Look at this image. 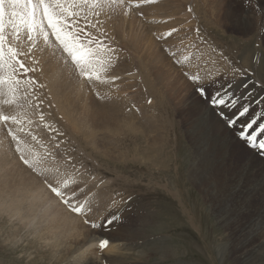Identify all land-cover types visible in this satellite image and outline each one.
Segmentation results:
<instances>
[{"label":"rangeland","instance_id":"374dc122","mask_svg":"<svg viewBox=\"0 0 264 264\" xmlns=\"http://www.w3.org/2000/svg\"><path fill=\"white\" fill-rule=\"evenodd\" d=\"M24 1L0 2V264H82L84 236L110 240L109 225L99 226L113 218L109 213L133 236L122 241L128 242L121 261L109 260L94 244L96 264H243L219 211L227 197L235 210L247 197L238 200L229 188L208 194L206 175L195 180L192 174L202 159L198 142L215 136L207 115L192 125L182 105L187 92L211 105L173 72L177 79L168 78L179 84V99L187 98L176 103L162 86L161 72L187 71L188 63L173 57L192 54L198 43H214L219 59L213 63L211 56L206 63L223 68L217 72L231 81L246 80L255 99H264V0ZM223 3L246 19L247 32L224 21ZM208 5L216 7L214 15ZM77 52L85 56L74 59ZM249 107L246 118L260 111L253 119L264 124V104L253 101ZM263 136L254 146L243 141L245 149L264 156ZM235 149L229 168L213 169L217 181L247 157L242 146ZM263 196L260 207L246 204L247 212L256 213L245 212L241 220L252 243V264H264L258 234L264 229L255 221L264 217ZM56 204L84 228L72 235L48 223Z\"/></svg>","mask_w":264,"mask_h":264},{"label":"bare ground","instance_id":"6f19581e","mask_svg":"<svg viewBox=\"0 0 264 264\" xmlns=\"http://www.w3.org/2000/svg\"><path fill=\"white\" fill-rule=\"evenodd\" d=\"M33 1V0H32ZM36 1V0H35ZM46 1V0H45ZM119 1H124L126 2L125 0H119ZM130 1V0H129ZM140 1V0H138ZM34 2V1H33ZM40 2V1H39ZM132 2V1H131ZM36 3V2H35ZM66 4V3H65ZM201 4V3H200ZM211 4V3H210ZM218 4V2H217ZM14 5V4H13ZM203 5V4H202ZM222 5H220L219 7H221ZM35 8V7H33ZM205 8V7H204ZM222 8V9H221ZM220 9L222 10V12H224V14L226 15V19L224 20L225 22L227 23H230L231 25H235V28L237 27V29L243 31V32H247L248 29H249V26H248V22L246 21L245 18H243L240 14H237L236 13V10L231 8L228 4H224L223 3V7H221ZM263 8V7H262ZM8 10H10V12H12L11 10H14L13 7H8ZM19 10V9H18ZM108 10V9H107ZM197 9H195L196 11ZM204 10V9H203ZM209 10V13L211 14L212 12L215 13V10H216V7L214 6H211V5H208V9ZM16 11V10H15ZM14 11V12H15ZM34 11V10H33ZM36 11V10H35ZM91 11V10H90ZM155 13V12H154ZM212 13V14H213ZM15 14V13H13ZM222 14V13H221ZM214 15V14H213ZM219 15V14H218ZM12 17V16H10ZM103 17V16H102ZM212 17V16H211ZM214 17V16H213ZM220 17V16H218ZM18 18V17H17ZM98 19V18H97ZM215 19V18H214ZM95 22V21H94ZM19 24V23H18ZM107 25V24H106ZM5 29V28H4ZM88 29V28H87ZM206 31V30H205ZM93 32V31H92ZM197 32V31H196ZM187 34V33H186ZM193 34V33H192ZM205 34V33H204ZM194 35V34H193ZM202 36V34H200ZM14 36V35H13ZM197 36V35H196ZM199 36V35H198ZM199 36V37H201ZM204 36V35H203ZM16 37V36H15ZM198 37V38H199ZM21 39V38H20ZM202 39V38H201ZM210 39V38H208ZM194 40V39H193ZM199 41V40H198ZM205 41V40H204ZM196 42V41H195ZM212 42V41H211ZM211 42H208L211 44ZM202 43V42H201ZM207 43V42H206ZM207 43V44H208ZM177 45V43L175 44V46ZM179 45V44H178ZM181 45V44H180ZM187 45H189V42L187 43ZM187 45L185 46L187 48ZM195 45V43L193 44V46ZM201 45V46H200ZM199 43L193 47V52L192 54H189L190 57L188 58V54H185L181 56H177L175 55V57H173V60L175 62H181L183 61V63H188L185 64L186 66H183V67H188L187 68V71H179V69L177 70L176 67H170L167 68L166 72H163L162 70H157L156 74H159L161 71V73H163L162 75H164V78H165V82L164 84L162 85L163 88L166 90V92H168L169 90H171V94H175V100H176V103H182L183 101L187 100L183 98H180L179 99V93L177 92H180L181 88H176V87H179L177 83H174V81L171 82L172 79H177V75H175V73L173 72H177L178 74H181V77H182V74L185 76V74L188 76L189 74H194V75H199L201 77H206V74L209 70H211L214 74L217 72V70L221 71L223 70V68L219 67V66H216L215 64V67L214 68L213 64L211 65L210 63H206L207 61L206 60H210L211 56H214L213 59V63H214V60L216 59H219V56L215 53L216 51V48L214 46V43H212L210 45V47H206V48H202V44ZM180 47V46H178ZM181 47H184V45H182ZM191 47V45L189 46ZM23 48V47H22ZM25 48V47H24ZM159 48V47H158ZM176 48V47H174ZM192 48V47H191ZM201 48V49H200ZM170 48H168L169 50ZM173 49V47L171 48V50ZM180 49V48H179ZM209 49V52L208 53L209 55L207 56L206 53L203 52V50H207ZM221 49V48H220ZM159 50V49H158ZM167 50V49H166ZM167 50V52H168ZM178 50V49H177ZM181 50V49H180ZM185 50V49H184ZM201 50V51H200ZM47 51V50H46ZM173 51V50H172ZM175 51V50H174ZM179 51V50H178ZM221 51V50H220ZM33 52V51H32ZM50 52V50L48 51ZM162 52V51H161ZM172 53V52H171ZM223 51L221 52V56L222 57L223 55H225ZM24 54V53H23ZM51 54V53H50ZM184 54V52H183ZM150 55V54H149ZM173 55V54H172ZM220 55V54H219ZM41 56V55H40ZM162 56V55H161ZM53 57V55H52ZM153 57V56H152ZM24 58V57H23ZM58 58V56L56 57ZM187 58V59H186ZM29 59V58H28ZM181 59V61H180ZM226 59V58H225ZM58 60V59H57ZM222 60V59H221ZM224 60V59H223ZM222 60V61H223ZM157 61V60H156ZM161 61V60H160ZM212 60H210L211 62ZM61 62V61H60ZM168 62V61H167ZM166 62V63H167ZM217 62V61H216ZM59 63V62H58ZM151 63V62H150ZM157 63V62H156ZM155 63V64H156ZM171 63V62H170ZM169 63V64H170ZM158 64V63H157ZM27 65V64H26ZM57 65V64H56ZM154 65V64H153ZM165 65V64H164ZM182 65V64H180ZM29 66V65H28ZM167 66V65H165ZM173 66V65H171ZM176 66V65H175ZM155 67V66H154ZM218 67V68H217ZM223 67V66H222ZM244 67V66H243ZM153 69V67H152ZM172 69V71H171ZM213 69H215L213 71ZM155 70V69H154ZM186 70V69H185ZM146 71L148 72H151L150 69H146ZM153 71V70H152ZM159 71V72H158ZM189 71V72H188ZM185 73V74H184ZM224 73V72H223ZM234 73V72H233ZM36 74V73H35ZM226 74V73H225ZM230 74V73H229ZM161 75V74H160ZM228 75V74H227ZM236 75V74H235ZM152 76V75H151ZM37 77V76H36ZM172 79H170V78ZM231 77V76H230ZM159 78V77H158ZM238 78V77H237ZM243 78V76H242ZM246 78V77H245ZM160 79V78H159ZM167 79V80H166ZM224 79H229L228 77H226V75H224ZM237 80V79H236ZM232 81H234V79H232ZM241 80H237V81H234L232 82L234 85H239ZM153 85V84H152ZM210 86V85H208ZM255 86V85H254ZM256 87V86H255ZM158 88V87H157ZM185 89V88H184ZM259 89V87L257 88ZM256 89V90H257ZM262 89V88H261ZM249 90H251L249 88ZM4 91V90H3ZM239 91L242 92V88H240L239 90H237V94H239ZM264 91V90H263ZM7 92V91H6ZM181 93V92H180ZM188 95H189V100L185 101L184 104L182 105V111L185 112V114L188 116L189 119H191V124L193 125L194 122L196 123L195 120H200L198 117H202V115H207L208 119L210 120L211 124L213 125V133L212 135L215 136V138H213V136L211 137L212 138V141L209 143L208 141L203 142H198L199 144L202 145V150H201V153H202V159H200L198 161V164H197V167L195 170L192 171V174L197 177L195 180H197L199 178L200 175L202 174H205L206 175V179H207V182H208V190L206 191L208 194H210V191H215V192H218L220 190H224L227 191V188H229V192H230V195L231 194H234L235 197L238 196V200L242 199L243 197H247V201H246V204L248 203V205H259L262 203V200L261 202H259V197L260 195L263 196L264 194V156H260L258 152H254L253 150H246L244 145H245V142L241 141L240 139H238V137L233 134V131L226 127L225 125V122L224 125L222 123L223 120H221L219 118V116L215 113L214 109L210 106V107H205L202 103V101L200 100V98L197 96V95H191L189 94V92H187ZM186 93V94H187ZM255 93V92H254ZM258 93V92H256ZM264 93V92H263ZM161 94V93H160ZM261 95V94H260ZM5 96V95H4ZM256 96V95H255ZM1 100V99H0ZM161 101V100H160ZM185 106V108H184ZM167 108V107H166ZM259 110V109H258ZM260 112V111H257V113ZM208 113L210 114L208 116ZM257 113H253L254 116L256 115H259ZM69 114V113H68ZM251 115V114H250ZM263 115V114H262ZM254 116H249V120L250 121H256V124L254 125V129H258L259 128V125L261 124L260 122L257 123L258 121L253 119ZM206 117V118H207ZM157 118V117H156ZM46 120V118H45ZM25 122V121H24ZM32 122V121H31ZM200 123V122H199ZM209 123V122H208ZM2 124V123H1ZM55 124V123H54ZM32 125V124H31ZM210 126V125H209ZM139 127V126H138ZM200 127V126H198ZM212 127V126H211ZM23 128V127H22ZM147 128L148 129H151V127H149L147 125ZM155 128V127H154ZM143 129V128H141ZM152 130V129H151ZM202 130V129H201ZM143 131V130H142ZM20 132V131H19ZM29 132V131H28ZM34 134V133H33ZM195 134V133H194ZM191 135L192 137L193 134L191 132ZM199 135V134H198ZM203 135V133H202ZM205 135V134H204ZM259 133H258V137H259ZM168 136V135H167ZM264 137V136H263ZM262 137V138H263ZM31 138V137H30ZM198 138V137H197ZM202 138V136H201ZM34 139V137H33ZM66 139V138H65ZM206 139V138H205ZM209 139V138H208ZM227 139L228 142L226 141ZM24 140V139H23ZM28 140V139H27ZM198 140V139H196ZM20 142V141H19ZM197 143V141H195ZM73 143V142H72ZM162 143V142H161ZM258 143V142H257ZM22 144V143H21ZM161 145V144H160ZM235 146H242L243 149L248 153L246 154L247 157L245 159H242L240 161H238V167L236 168L237 170H234V171H229V173L227 174H224V177L222 178V180H219L217 181L214 177L215 174H213V169H224L225 167H228L230 166V163L232 162V157H234L235 155H237V152H236V149H235ZM148 147V146H147ZM29 148V147H28ZM163 148V147H162ZM198 148V147H197ZM32 149V148H31ZM213 149L217 150V152H219L221 154L220 157H217L215 158L216 154L213 153ZM250 149V148H249ZM35 150V149H34ZM150 150V149H148ZM214 150V151H215ZM223 150L225 151V153H222ZM262 150V149H261ZM36 151V150H35ZM198 151V150H197ZM210 152H211V156H210ZM262 152V151H261ZM244 151H242V155H243ZM219 155V154H218ZM18 157V156H17ZM213 157V158H212ZM239 157V156H238ZM26 158V157H25ZM241 158V157H240ZM6 159V158H5ZM36 159V158H35ZM8 161V160H7ZM5 162V161H4ZM156 162V161H155ZM7 163V162H6ZM2 164V163H1ZM4 164V163H3ZM32 164V163H31ZM38 164V163H37ZM153 165V164H152ZM15 166V165H14ZM23 166V165H22ZM196 166V165H195ZM193 169V168H192ZM229 170V169H228ZM213 174V175H212ZM244 175V176H243ZM177 178V177H176ZM31 183V182H30ZM168 185V184H167ZM166 187V186H165ZM168 187V186H167ZM180 187V186H179ZM32 188V187H31ZM171 188V187H170ZM168 189V188H167ZM177 189V188H176ZM184 188H182L183 190ZM177 190H175V193H176ZM180 192V191H179ZM34 193V192H33ZM180 194V193H179ZM184 194V193H182ZM35 195V194H34ZM45 196V194H44ZM212 196V199L215 200L216 198H219V195H211ZM49 197V196H48ZM56 197V196H55ZM179 197V196H178ZM182 197V196H180ZM223 197V196H222ZM32 198V197H31ZM36 198L35 196H33V199ZM184 198L185 195H184ZM234 198V197H233ZM264 198V196H263ZM262 198V199H263ZM42 199V198H41ZM35 200V199H34ZM43 200V199H42ZM50 202L52 199H49ZM122 200V199H121ZM228 203L225 205H222V208L224 209V206H225V211L223 210L222 211V208H221V211H219L220 213V216L223 218V222H225L224 224L227 225L228 229L230 228V235L233 237L232 239L235 241V244L237 246V248L239 249L238 252H241V256L242 258L245 257V260H244V263L243 264H252L251 263V259L253 260V250L252 252H249L251 249H249V246L251 245L252 246V243H249L247 242V237H246V231L243 230L244 227L242 228V225L241 224V220L242 219H245L247 216L245 212H247L249 209L246 207V204L241 202V206L235 210V208L232 206V204H230V202L228 201L229 198L227 197L225 199ZM255 200H258V202H253ZM45 201V199L43 200ZM47 201V200H46ZM180 201V200H179ZM223 201V200H222ZM232 203H236L234 202L233 200H231ZM243 201V200H242ZM245 201V200H244ZM59 202V201H58ZM184 202V201H183ZM181 203V202H180ZM185 203H187V200L185 201ZM218 203V202H217ZM216 203V204H217ZM133 204V202H132ZM187 205V204H186ZM236 205V204H235ZM48 206V205H46ZM182 206V205H181ZM217 206L221 207L220 204H218ZM76 207V206H75ZM249 207V206H248ZM260 207V205H259ZM55 208V209H54ZM54 208H52V212H51V217H50V222L48 223H53L54 224V227L57 228L59 227V229H64L63 231H68V232H72L74 230H79L81 231L80 227L81 228H84V226H80L79 223H77V219L75 216L71 215L69 212L67 211H64L61 206L57 205L54 206ZM176 208V207H175ZM254 208V207H253ZM125 209V208H124ZM183 210L185 208H182ZM218 209V208H216ZM258 209V208H257ZM260 209V208H259ZM49 210V209H48ZM142 210V209H141ZM192 210V209H191ZM253 210V209H252ZM251 210V211H252ZM50 211V210H49ZM124 211V210H123ZM179 211V210H178ZM193 212V211H192ZM260 212V211H259ZM121 213V212H120ZM126 213V212H125ZM181 213V212H180ZM249 213L250 215H255L252 214V212H247ZM48 214V213H47ZM116 215V214H115ZM193 215V214H192ZM262 216V215H261ZM120 217V216H119ZM125 217V216H124ZM190 218V216H189ZM257 218V217H256ZM92 219V218H91ZM221 219V218H220ZM248 219V218H247ZM102 220V218H101ZM185 220V219H184ZM251 220V219H250ZM254 220V219H253ZM257 223H258V227H260L261 229H264V217L262 218H257L255 220ZM118 223V222H117ZM116 223V224H117ZM99 224V223H98ZM115 223H111L108 227V232H109V237H110V240H109V246L105 249V251L108 252V255H109V260L111 259L112 261H115V260H119L121 261L119 258L123 255V251L125 250V244L126 243H122L123 239L125 237H128L130 235H132L131 233L133 232H125L124 230L126 228H123V226H119V223H118V227L114 225ZM248 224V223H247ZM251 225V223H250ZM52 226V225H51ZM256 227V226H255ZM181 228V227H180ZM246 228V227H245ZM60 229V231H61ZM249 229V228H248ZM254 229V228H253ZM99 230V229H98ZM58 231V230H57ZM77 231V233L79 232ZM128 231V230H126ZM131 231V230H129ZM46 232V231H45ZM64 232V233H65ZM70 232V233H71ZM86 232V231H85ZM88 232V231H87ZM90 232V231H89ZM250 232V231H248ZM58 233V232H57ZM81 233V232H80ZM101 233V232H100ZM106 233V232H105ZM54 234V233H53ZM72 235H75L73 234V232L71 233ZM85 234V233H84ZM90 233L86 234V235H89ZM104 234V233H103ZM249 234V233H248ZM251 234V233H250ZM258 234L261 236L262 240H263V243L259 244L261 245L262 247H264V230L260 232L258 231ZM57 235V234H56ZM78 235V234H77ZM83 235V233H82ZM91 235V234H90ZM93 235V233H92ZM97 235V234H96ZM96 235L94 234L93 236H84L85 238L87 237V239H84L83 240V243H79L80 244V249L84 248L82 251V258H80V262L82 264H96V259L94 258V254H93V251H91V248L93 247L94 244H96L97 242L101 241V240H104V239H101L96 237ZM70 236V235H69ZM133 236V235H132ZM131 236V237H132ZM135 236V235H134ZM79 237V236H78ZM83 237V236H82ZM83 237V238H84ZM255 237V235H254ZM257 237V236H256ZM77 238V237H76ZM108 238V237H106ZM127 239V238H126ZM133 240V238H132ZM255 240V239H254ZM78 241V240H77ZM131 241V239L129 240ZM252 241V240H251ZM133 242V241H132ZM57 243V242H56ZM78 244V245H79ZM98 244V243H97ZM131 244V243H129ZM233 244V243H232ZM76 245V243H75ZM234 245V246H235ZM95 246V245H94ZM127 246V245H126ZM165 246V245H164ZM234 246H232L234 248ZM255 247V246H254ZM131 248V247H130ZM164 248V247H163ZM153 249V248H152ZM165 249V248H164ZM236 249V248H235ZM168 250V249H167ZM232 250V249H231ZM88 251H90V253L88 254ZM233 252V251H232ZM262 252V251H261ZM80 254V256L82 255ZM153 254V253H152ZM94 255V256H92ZM124 257V256H123ZM122 257V258H123ZM252 257V258H251ZM76 258V257H75ZM240 258V257H238ZM241 258V259H242ZM251 258V259H250ZM255 258V257H254ZM107 259V258H106ZM240 259V260H241ZM79 260V258H78ZM140 260V257L139 259H137V261ZM260 260V259H259ZM243 262V260H242ZM77 263V262H76ZM75 263V264H76ZM132 263V262H131ZM135 263H138V262H135ZM141 263V262H140ZM241 263V262H240ZM79 264V263H78ZM111 264V263H110ZM254 264V263H253Z\"/></svg>","mask_w":264,"mask_h":264},{"label":"snow or ice","instance_id":"6c2138e0","mask_svg":"<svg viewBox=\"0 0 264 264\" xmlns=\"http://www.w3.org/2000/svg\"><path fill=\"white\" fill-rule=\"evenodd\" d=\"M223 72L213 73L209 70L206 77L189 74L186 76L189 83L196 88V91L204 97V99L214 109L221 120H224L230 129H234L240 140L247 144L255 145L258 139V133L264 135V124H260L258 129H254L256 121H250L246 117L250 112L249 105L255 101L258 104H264V99H255V93L249 91V84L246 80L241 79L239 85H234L230 79H224ZM205 85H210L211 90L208 91ZM264 87V85H262ZM240 88L244 91L237 90ZM259 148L264 149V139L259 140ZM131 200L128 197L127 202ZM119 211V208L116 209ZM112 219H105L99 226H108L113 223L115 214L109 213ZM95 226V225H94ZM98 248L106 249L109 246V241L101 240L97 244Z\"/></svg>","mask_w":264,"mask_h":264}]
</instances>
